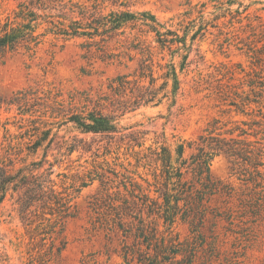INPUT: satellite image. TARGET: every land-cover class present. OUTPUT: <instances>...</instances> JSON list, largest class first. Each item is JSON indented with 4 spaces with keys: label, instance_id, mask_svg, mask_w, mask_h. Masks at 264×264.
I'll return each instance as SVG.
<instances>
[{
    "label": "rangeland",
    "instance_id": "1",
    "mask_svg": "<svg viewBox=\"0 0 264 264\" xmlns=\"http://www.w3.org/2000/svg\"><path fill=\"white\" fill-rule=\"evenodd\" d=\"M42 2L56 8L51 11L55 15L69 14L71 6L77 4L96 7L102 15L114 11L149 13L172 30L180 29L181 21L197 19L198 11L191 13L190 8L203 3H208L204 12L206 19L213 21L216 4L215 0H42L39 3L0 0V24L10 21L15 26L21 24V18L16 15L22 6L35 11L38 19L34 22V35L39 36L40 42L34 50L22 48L0 60V148L9 143L22 148L21 156L28 163H41L38 173L52 172L56 190L73 198L72 214L54 227L48 222L40 225L41 218H35L34 224L28 225L20 219L12 202L6 201L0 208V264H123L121 234L97 225L98 215L90 205L104 190L114 196L121 192L122 196L129 197L132 185L142 190L136 194L154 200L160 198L158 202L162 204L164 175L162 168L151 162V152L161 151L162 147L170 152L174 166L186 162L181 170L184 181L191 183L193 191L205 192L203 207L198 213L203 215L196 220L193 216L185 220L180 211L173 226L180 241L203 243L193 264H263L264 189L254 213L246 205L251 199L250 184H245L244 177L232 171L225 156H216L210 164L211 182L217 189L205 190L204 181L199 182L197 173L193 172L196 165L191 164L192 156L198 152L200 136L219 115L209 85L224 65L237 73L251 68V54L242 49L235 34L245 38L250 34L251 23H264V0H243L247 10L241 16L242 22L234 27H225L224 20L217 23L219 27L210 22L208 32L195 42L194 49L199 48L200 52L191 53L190 64L183 71L178 68L181 85L176 104L171 106V101L165 98L157 106L127 113L119 120L121 132L110 138L83 134L74 124L67 123V114L84 106L80 96L75 101L72 98L88 93L96 98L108 95L110 80L133 74L139 56L125 54L120 48L123 40L122 43L113 41L109 44L113 56L103 61L102 52L98 51V45H102L100 37L71 38L55 34L43 19L49 10L39 6ZM236 9L238 6L233 7ZM125 31L132 38L138 30L128 26ZM89 44L94 45L90 53ZM170 59L166 53L163 63ZM161 75L162 71L156 73V77ZM163 82L159 79L157 83ZM47 130H52L49 139L54 140L53 144L44 150L48 140L36 154L30 148L28 155L29 140L31 144L36 136L44 137L42 132ZM133 133L139 135L137 142L142 147L130 141L128 136ZM64 141L78 147L70 153ZM181 145L185 150L178 162ZM172 204H175L173 199ZM184 204L181 201L179 207L182 209Z\"/></svg>",
    "mask_w": 264,
    "mask_h": 264
},
{
    "label": "trees",
    "instance_id": "2",
    "mask_svg": "<svg viewBox=\"0 0 264 264\" xmlns=\"http://www.w3.org/2000/svg\"><path fill=\"white\" fill-rule=\"evenodd\" d=\"M34 1L39 3L42 0ZM215 1L213 21L206 19L204 12L208 3H203L200 7L190 8L191 13L198 11V18L190 22H179L180 29L176 30L168 29L149 13L114 11L109 15H102L96 7L92 9L87 5L77 4L71 6L69 14L61 12L55 15L51 11L56 8L42 2L39 6L49 10V14L43 19L52 26L55 34L71 38L100 37L102 45H98V51L102 52L103 61L113 56L109 45L113 41H124L120 48L124 49L125 54L139 56L138 66L133 74L120 75L110 80L108 95H99L98 98L91 93L87 96H73L74 101L80 96L84 106L79 111V108L71 110L67 114V123L74 124V128L83 134L110 138L121 132L119 120L127 113L149 105L157 106L165 98L174 106L181 85L178 68L183 71L190 64L191 53L200 52L199 48L194 49L195 42L208 32L210 22L217 24L224 20L222 24L225 27H234L236 23L242 22L241 16L247 10L243 0ZM234 6H238V9L233 10ZM20 9L16 18H21V24L15 26L11 21L0 24V60L22 48L34 50L40 44L39 36L34 35L37 14L29 7L22 6ZM128 26L133 29L137 27V34L132 38L126 36L125 29ZM181 31L183 34H180ZM150 36L152 40L149 39ZM235 36L240 39L238 44H241L242 49L246 48L247 53L251 54V68L241 69L237 73L224 65L209 85L208 90L214 96L219 115L209 122V128L200 136L198 152L192 156L191 165H196L193 172L197 173L199 182L204 181L202 184L205 190L217 189L216 184L211 182L210 164L216 156H225L232 171L243 176L245 184H250L248 188L251 190V199L246 205L254 210L259 206L264 189V23H251L250 34L245 38L237 34ZM89 45L87 49L90 53V48L94 45ZM166 53L171 59L163 63ZM156 57H159L157 62ZM177 58H180L179 63L176 62ZM155 69L157 72L162 71L160 77H156ZM236 75L242 76L237 78ZM159 79L164 80L161 85L157 83ZM42 134L44 137L36 136L38 138L32 140L31 144L30 140L26 144L28 155L30 148L31 153L36 154L48 140L44 150L53 144L54 140L49 139L52 130ZM142 134L145 133L141 132ZM138 136L133 133L128 137L142 147L137 142L140 139ZM65 144L70 153L78 147L64 141L63 145ZM0 150V208L6 201H11L20 219L28 225L34 224L35 218H41L40 225L48 222L54 227L59 220L72 214L73 198L56 190L51 179L52 172L46 170L42 174L38 173L41 163H28L21 156L23 149L16 148L11 143L2 146ZM184 150V145H181L178 162L183 158ZM151 162L162 168L165 184L160 194L164 202L161 204L158 202L160 198L154 200L146 195L136 194L137 190L140 193L142 191L137 185H132L129 197L122 196L121 192L114 196L104 190L106 193H98L90 205L98 215L96 224L121 234L123 264H193L203 243L180 241L174 234L173 226L180 211H183L185 220L191 216L196 220L199 215H203L198 213L203 207L205 192L193 191L191 183L184 181L181 168L186 162L179 167L174 166L166 147H162L161 151L151 152ZM173 180L176 182L172 183ZM171 185L174 188L170 189ZM84 186L86 184H82ZM181 201L185 202L182 209L179 207ZM203 250L206 252L205 248Z\"/></svg>",
    "mask_w": 264,
    "mask_h": 264
}]
</instances>
